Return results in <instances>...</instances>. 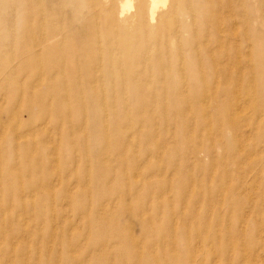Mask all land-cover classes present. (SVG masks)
I'll return each mask as SVG.
<instances>
[{"label":"rangeland","instance_id":"obj_1","mask_svg":"<svg viewBox=\"0 0 264 264\" xmlns=\"http://www.w3.org/2000/svg\"><path fill=\"white\" fill-rule=\"evenodd\" d=\"M0 264H264V0H0Z\"/></svg>","mask_w":264,"mask_h":264},{"label":"bare ground","instance_id":"obj_2","mask_svg":"<svg viewBox=\"0 0 264 264\" xmlns=\"http://www.w3.org/2000/svg\"><path fill=\"white\" fill-rule=\"evenodd\" d=\"M260 114H261V113H260ZM260 114H259V115H260Z\"/></svg>","mask_w":264,"mask_h":264}]
</instances>
